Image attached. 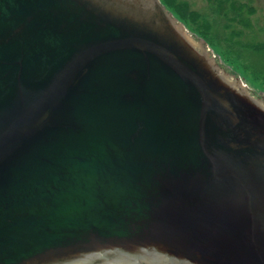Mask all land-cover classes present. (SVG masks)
<instances>
[{"label": "water", "instance_id": "water-1", "mask_svg": "<svg viewBox=\"0 0 264 264\" xmlns=\"http://www.w3.org/2000/svg\"><path fill=\"white\" fill-rule=\"evenodd\" d=\"M0 264H264V96L159 0H0Z\"/></svg>", "mask_w": 264, "mask_h": 264}, {"label": "rangeland", "instance_id": "rangeland-1", "mask_svg": "<svg viewBox=\"0 0 264 264\" xmlns=\"http://www.w3.org/2000/svg\"><path fill=\"white\" fill-rule=\"evenodd\" d=\"M192 10L198 11L200 14L205 16L214 26L218 36L223 38H228L230 42H238L241 44H256L259 42H264V0H185ZM223 3L224 9L227 12V17H225L221 12H217L218 5ZM235 4L242 10L240 14L236 16V12L232 11L230 6ZM252 10V12H249ZM221 12V13H220ZM239 13V12H237ZM236 17L237 20L232 22L230 19ZM249 21V25L240 23ZM233 31L234 34H231ZM236 32L238 34H236ZM238 35V36H236ZM194 36V35H192ZM196 38V36H194ZM223 43V42H222ZM213 52V51H212ZM214 56L216 60L220 63L221 67L228 70L234 74H238L241 77L243 83L246 87L254 94H259L264 96V77L259 75V78H254L251 75V70L248 72H241V70L234 69L230 65L224 63L220 59L219 55L215 52ZM248 62L251 59L252 63H255L253 58L247 54L245 58ZM261 63L264 65V57H261ZM258 65V64H257ZM256 68V65L252 64ZM260 67V65L258 66ZM234 71V72H233ZM236 72V73H235ZM236 74V75H237Z\"/></svg>", "mask_w": 264, "mask_h": 264}, {"label": "trees", "instance_id": "trees-1", "mask_svg": "<svg viewBox=\"0 0 264 264\" xmlns=\"http://www.w3.org/2000/svg\"><path fill=\"white\" fill-rule=\"evenodd\" d=\"M161 1L179 21L185 24L191 32L202 38L209 45V47L219 55L224 63L235 69L241 70V72L246 73L251 70V75L254 78H259V75H263L264 77V65L260 60L261 57H264V42L256 44H241L238 42H230L227 37L221 39L216 30L213 29V24L198 11L192 10L185 0ZM223 7V3L219 4L217 12L221 11L223 12L222 14L227 17V12ZM230 8L232 11L236 12V16H238L242 10L233 3ZM249 12H252V10H249ZM230 20L234 22L237 18L234 17ZM239 22L249 25V21L242 22V20H240ZM231 34H234L233 31H231ZM236 34L238 33L236 32ZM247 54L250 55V58L255 60V63H252L251 59L249 62L245 59ZM252 64H255L256 68L253 67ZM259 65L260 67H258Z\"/></svg>", "mask_w": 264, "mask_h": 264}]
</instances>
